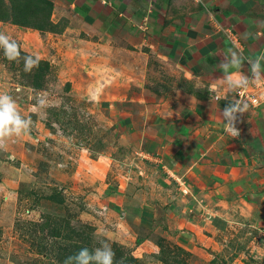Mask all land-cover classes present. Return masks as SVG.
<instances>
[{"label": "rangeland", "instance_id": "374dc122", "mask_svg": "<svg viewBox=\"0 0 264 264\" xmlns=\"http://www.w3.org/2000/svg\"><path fill=\"white\" fill-rule=\"evenodd\" d=\"M36 3L0 0V94L33 121L0 141V264H64L101 241L123 264H264L253 215L221 195L212 219L190 212L144 156L150 95L178 118L183 73L139 36L89 35L70 8Z\"/></svg>", "mask_w": 264, "mask_h": 264}, {"label": "crops", "instance_id": "0c3cea01", "mask_svg": "<svg viewBox=\"0 0 264 264\" xmlns=\"http://www.w3.org/2000/svg\"><path fill=\"white\" fill-rule=\"evenodd\" d=\"M50 1L70 8L89 35L139 36L174 71L183 73L180 93L185 102L178 118L160 111L150 95L153 119L138 130L147 145L144 156L164 173L160 184L169 179L191 198L190 212L203 210L212 219L208 204L221 195L245 216L253 215L264 232V94L258 108L234 113L239 136L225 131L223 116L236 103L234 90L243 77L249 84L264 79V0ZM228 27L238 35L242 52L223 32ZM147 35L151 38L145 39ZM233 53L237 66L231 63ZM250 60H259L257 76ZM183 194L181 202L186 201ZM196 219L189 222L194 228L200 223Z\"/></svg>", "mask_w": 264, "mask_h": 264}, {"label": "clouds", "instance_id": "9594fccd", "mask_svg": "<svg viewBox=\"0 0 264 264\" xmlns=\"http://www.w3.org/2000/svg\"><path fill=\"white\" fill-rule=\"evenodd\" d=\"M252 65L251 71L253 76H257L260 72L259 60L256 62L249 61ZM232 66L239 64V59L236 53H233ZM38 66V60L31 57L25 58V71H31L33 67ZM260 78V77H257ZM248 83V78L243 77L241 82L236 86L240 87ZM41 107L44 106V101H38ZM240 101L230 105L224 109L223 116L226 120L224 123L225 131L232 136H239L240 132L235 127L236 116L234 113L241 114L247 111L248 105L244 104L240 107ZM33 121L31 118H25L19 109L16 100L9 94H0V141L12 134H21L30 130ZM123 264V259L117 261L116 254L110 243L101 241L99 247L89 249L88 247L80 248L76 253L68 256L64 260V264Z\"/></svg>", "mask_w": 264, "mask_h": 264}, {"label": "built area", "instance_id": "2783aa9c", "mask_svg": "<svg viewBox=\"0 0 264 264\" xmlns=\"http://www.w3.org/2000/svg\"><path fill=\"white\" fill-rule=\"evenodd\" d=\"M146 27V22L143 24ZM226 34L227 39L229 42L237 49L239 52H242V45L238 35L235 31L228 27L223 30ZM264 94V79L260 80L256 84H252L250 82L242 85L234 90V95L236 97V102L240 101V107H243L245 103H247L249 109L258 108L261 105V95ZM246 111V112H247ZM244 112V113H246Z\"/></svg>", "mask_w": 264, "mask_h": 264}, {"label": "trees", "instance_id": "16d2710c", "mask_svg": "<svg viewBox=\"0 0 264 264\" xmlns=\"http://www.w3.org/2000/svg\"><path fill=\"white\" fill-rule=\"evenodd\" d=\"M38 3H36V5L38 6L37 9H40V10H43V11H47L44 7H41V5H43V6L47 5V8H49V9L53 8V3L51 1H49V0H38ZM48 13H50V12H48ZM41 28H43V27L40 26L39 29H41Z\"/></svg>", "mask_w": 264, "mask_h": 264}]
</instances>
